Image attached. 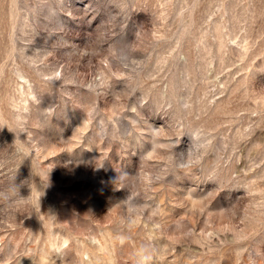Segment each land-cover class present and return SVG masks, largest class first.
<instances>
[{
	"label": "rangeland",
	"instance_id": "1",
	"mask_svg": "<svg viewBox=\"0 0 264 264\" xmlns=\"http://www.w3.org/2000/svg\"><path fill=\"white\" fill-rule=\"evenodd\" d=\"M0 264H264V0H0Z\"/></svg>",
	"mask_w": 264,
	"mask_h": 264
}]
</instances>
